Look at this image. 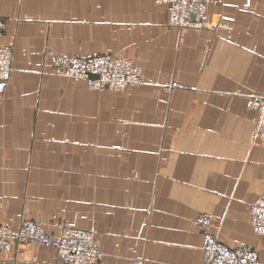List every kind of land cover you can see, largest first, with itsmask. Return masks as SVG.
Segmentation results:
<instances>
[{
	"label": "crops",
	"instance_id": "1",
	"mask_svg": "<svg viewBox=\"0 0 264 264\" xmlns=\"http://www.w3.org/2000/svg\"><path fill=\"white\" fill-rule=\"evenodd\" d=\"M202 29L169 25L155 0H0L13 74L0 95V224L95 234L99 264H203L211 233L255 247L250 204L264 196V0H203ZM133 59L146 83L92 90L58 55ZM176 84V85H175ZM0 264H62L15 243Z\"/></svg>",
	"mask_w": 264,
	"mask_h": 264
},
{
	"label": "built area",
	"instance_id": "2",
	"mask_svg": "<svg viewBox=\"0 0 264 264\" xmlns=\"http://www.w3.org/2000/svg\"><path fill=\"white\" fill-rule=\"evenodd\" d=\"M166 6L169 25L179 29H202L206 24V6L203 0H155ZM7 23L0 18V36ZM59 74L85 80L92 90L123 91L131 86L146 83L141 67L127 56L115 54L58 55ZM13 49L9 43L0 42V95L2 96L13 74ZM176 85V84H175ZM249 103L257 111L256 140L264 141V94L255 93ZM250 226L255 235H264V196L250 204ZM195 224L205 233L203 264H261L255 247H232L211 233L212 220L208 214L195 219ZM38 243L57 250L62 264H99L103 258L95 234L91 231L66 228L58 235H50L32 219H24L16 232L0 224V249L10 250L15 243Z\"/></svg>",
	"mask_w": 264,
	"mask_h": 264
},
{
	"label": "rangeland",
	"instance_id": "3",
	"mask_svg": "<svg viewBox=\"0 0 264 264\" xmlns=\"http://www.w3.org/2000/svg\"><path fill=\"white\" fill-rule=\"evenodd\" d=\"M10 229V228H9ZM11 230V229H10ZM3 251H5V250H3ZM7 251V250H6Z\"/></svg>",
	"mask_w": 264,
	"mask_h": 264
}]
</instances>
